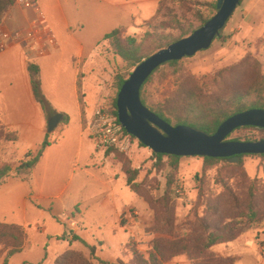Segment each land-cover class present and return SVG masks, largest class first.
<instances>
[{"label":"rangeland","instance_id":"rangeland-1","mask_svg":"<svg viewBox=\"0 0 264 264\" xmlns=\"http://www.w3.org/2000/svg\"><path fill=\"white\" fill-rule=\"evenodd\" d=\"M217 1L183 0L174 8L176 13L171 15H178L185 23L197 29L200 26L198 15L210 17L209 9ZM125 2L126 15L121 27L106 25L107 22L104 24L100 19L92 16L86 25L85 36L80 37H85L86 41L85 58L80 67L82 73L77 82L78 96L81 101L79 103L84 113L82 124L74 95L73 67L72 63L69 64V61L74 60L69 56L57 60L59 63L51 66L46 72L41 71L40 66L35 64L40 70L39 79L44 97L56 114L62 115L63 119L68 118V133L75 138L76 142L59 165L60 168L57 167L58 170L50 172L44 193V196L49 199L37 201L38 205L45 208L47 219L55 214L54 220L61 223L64 220L75 219L86 225H90L96 218L103 219V213L96 205L98 200L94 197L98 196L99 189L104 187L82 173L93 163L91 147L96 149L95 138L87 129V124L99 108L112 109L114 99L118 97L115 85L117 77L120 75L127 77L132 72L127 69L126 63L110 50L108 43L104 40L105 36L123 28L124 36L137 39L139 43H142L144 52L149 54L154 51L153 38H148L150 29L159 27L161 22L170 19L163 16L164 12L158 18V10L154 13L152 11L151 15L150 2L143 7L133 3V0H125ZM16 5L24 7L17 3ZM156 6L159 4H154V10ZM140 11L144 16L151 17L148 21L133 25L132 15H139ZM69 15L73 18L72 13ZM173 33L178 35L177 30ZM60 66L64 73L59 80ZM76 66L74 65L75 68ZM261 75H264V0H243L222 32V39L215 40L210 49L198 53L195 57L180 61L176 67L166 66L159 70L144 87L143 100L149 108L165 107L175 100V96L182 89L198 91L208 98L216 99L219 96H228L247 89ZM51 97H57L56 99L62 101L59 109L62 113L57 111L58 108L55 110ZM62 122L56 129L57 134L65 128ZM81 132L84 134L83 146L80 143ZM57 134L51 136L53 139L50 138L51 142H59L60 136ZM228 140L258 142L264 140V131L241 128ZM107 151L97 149L96 152L93 151L94 164L100 167V170L92 171L98 173L99 180L102 182L114 181L111 187L116 188L115 194H121L117 201H125L129 207L132 206L131 209L139 212L140 220L132 228L135 238H129L119 248L116 252L117 257L107 260L100 258L97 251L92 256L90 246L86 242V244L73 242L66 245L52 262L43 261L40 264H56L58 258L67 252H75L85 260H93L95 264L100 262L118 264L119 261L123 264H133L131 250H136L148 257L153 253L155 245L172 241L174 238L182 241L190 240L191 243L202 242L207 232L201 229V223L208 226L209 232H213L230 220L246 213V203L251 187L257 190L256 203L263 223L258 229L249 230L240 238L246 235L258 237L264 235L263 158L254 156L245 158L243 162L245 173L229 162L207 167L201 158H183L175 177L173 201L168 203V200L165 201L166 198H164L165 174L154 168L156 160L151 150L143 147L137 139H131L130 149L126 151L114 149L108 153ZM45 159L38 166L37 175L46 165ZM10 161L11 163H3L0 160V163L12 166L20 164V160L17 159ZM127 166L140 172L137 182L142 187L140 196L135 195L126 186L127 183L123 182L122 175L125 174L124 169ZM118 179L120 182H116ZM88 184L91 188L83 190V187ZM227 188L232 191L231 194ZM132 199L136 201V204L131 205ZM207 206L215 208L216 214L208 211ZM165 219L172 221V226L165 223ZM73 223L75 226L79 225L76 221ZM70 230L69 227L65 229L66 233ZM58 239V243L62 244L63 235ZM39 242L40 240H36L34 244L37 246ZM7 253L4 247H0V264H4ZM34 255H36L34 260H40L39 253ZM21 259L22 256L16 255L9 264H21ZM184 261L192 264L187 255L177 256L165 264H186L187 262ZM211 261L207 259L200 261L199 264H212ZM77 263L80 264V261Z\"/></svg>","mask_w":264,"mask_h":264},{"label":"crops","instance_id":"crops-1","mask_svg":"<svg viewBox=\"0 0 264 264\" xmlns=\"http://www.w3.org/2000/svg\"><path fill=\"white\" fill-rule=\"evenodd\" d=\"M161 1L133 0V3L143 7L150 2L149 13L152 15V11L154 13L158 10L156 7L159 8L156 6L154 10V4H160ZM38 5L43 16L37 15L33 10L15 5L8 11L0 28L2 33H13L19 30L37 32L45 28L52 30L57 36L56 46L49 48L45 53L30 50L27 44H16L12 41L9 42L7 50L0 53V119L7 131L16 132L19 135V140L15 144L5 142L0 144V160L3 163H11V159L21 162L22 157L29 153L36 156L49 134L47 115L33 92L30 65L38 64L41 71L46 72L51 66L59 63L57 60L68 56L74 60L69 61V64L72 63L73 67L71 68L75 80L74 95L82 124L84 113L79 103L77 82L82 73L80 67L85 58L86 41L85 37H80L85 36L86 25L92 16L100 19L104 24L107 22L106 25L121 27L126 15L125 0H38ZM69 13H72L73 18ZM132 17L133 25H136L148 21L151 16H144L140 11L139 15L134 14ZM36 39L39 43L45 40L40 35H37ZM74 65H77L76 68ZM63 73L64 70L60 66L58 77ZM56 98L51 97L53 101L51 102L55 110L58 108L57 111L60 112L62 101ZM59 136V142H51V146L45 151L34 171L20 177H11L0 186V222L21 226L27 230L28 239L25 250L17 255L22 256L21 264L52 262L66 245L77 242L74 241V236L95 248L102 259L117 257L116 252L119 248L129 238H135L132 228L140 220V214L137 210L131 209L132 206L129 207L125 201H117L121 194H115L116 188L111 187L114 181L102 182L99 180L98 173L92 171L100 170V167L94 164L95 156L92 153L94 150L96 152L95 147H91L93 163L82 173L104 187V189L100 188L98 196L94 197L98 200L96 205L103 213L102 220L96 218L90 225L81 224L75 219L64 220L61 223L54 220L55 214L47 219L45 208L37 204L39 200L49 199L44 196V193L50 172L58 170L57 167L60 168L59 165L63 159L76 145L75 138L68 133V126L59 133ZM83 138L84 134L81 132L82 146ZM44 158H46V165L37 175L38 166ZM122 176L126 184L125 177ZM116 182H120V179ZM88 188H91L90 184L84 186L83 190ZM132 200L131 205L136 204V201ZM83 205L86 204L83 203ZM131 212H136L138 216L132 214L129 217ZM75 221L79 224L78 226L74 225ZM68 227L71 230L66 233L65 229ZM93 230L97 234H94ZM61 235H63L62 244L58 243ZM36 240H40L37 246L34 244ZM262 245H264V235L261 237L246 235L231 244L216 246L212 252L218 258L232 259L234 264H264V255L260 252ZM38 253L40 260H34L36 256L34 254ZM186 262L189 264L188 261Z\"/></svg>","mask_w":264,"mask_h":264},{"label":"trees","instance_id":"trees-1","mask_svg":"<svg viewBox=\"0 0 264 264\" xmlns=\"http://www.w3.org/2000/svg\"><path fill=\"white\" fill-rule=\"evenodd\" d=\"M17 0H0V28L7 16L8 11L16 5ZM183 0H162L159 4L158 18L164 12V17H169L168 21H163L159 24V27H153L148 33V38H153L154 51L152 53H145L142 43H139L137 39L124 36V29L114 30L110 34L105 36V42L108 43L110 50L116 57H119L124 63H126L127 69L132 72L124 77L118 76L116 79L117 96L122 89L125 82L130 78L133 71L146 59L166 49L169 46L191 36L196 30L203 27L208 21H210L217 13V2L211 5L209 9L210 17H204L201 14L198 15V21L200 22L199 28H194L192 25H188L178 15H171L176 13L174 8L182 3ZM177 30L178 35L173 31ZM222 39L221 36L216 40ZM179 62H171L163 67H176ZM163 67L159 68L144 84L141 90V99L143 100L144 87L151 81L152 77ZM31 73L33 92L36 100L41 105L43 111L46 113L47 118L54 117L56 112L52 110L50 103L44 97L41 84H40V70L35 65L31 64L29 67ZM80 94V88H79ZM79 102L80 99H79ZM147 107V106H146ZM105 108V107H104ZM153 113L159 116L162 120L170 125L188 126L201 130L209 135H215L219 127L228 119L235 115L244 113L249 110L259 109L264 110V75H261L257 80L247 89L228 96H219L215 98H208L204 94L194 90H181L175 96L170 104L161 106L159 108H149ZM109 115L118 118L117 98L114 99L112 109L105 108ZM63 127L68 125V118L63 119ZM246 130L264 131V129L247 127ZM239 130V129H238ZM58 130L54 133H49L41 147L39 153L34 156L29 153L20 162V164L14 168L11 164L0 163V186L3 185L11 177H20L25 173H31L35 170L41 158L44 156L45 151L51 146V136L57 134ZM61 132V131H60ZM59 135V133L57 134ZM230 137H228L229 139ZM132 140H136L131 136ZM227 139V140H228ZM19 135L16 132L7 131L0 119V142L5 143H17ZM229 141V140H228ZM57 142V141H56ZM55 142V143H56ZM142 145V144H141ZM143 146V145H142ZM144 147V146H143ZM115 148H110L109 151ZM108 155V154H107ZM156 160L154 168L165 174L166 188L164 191L165 201L168 203L173 201V186L175 184V177L180 168V162L183 158L175 156L158 155L153 153ZM254 155L241 156V161L235 167L244 171V159ZM264 159V155L254 156ZM205 161L207 167H214L220 163H227V159H210L201 158ZM124 176L127 186L137 196L141 195L142 187L139 185L138 178L140 172L127 166L124 169ZM227 191L231 194V190L227 188ZM257 190L255 187H251L249 190V197L246 203V213L239 216L234 220H230L223 227H220L213 232H209L208 226L201 223L202 230L207 232L206 238L200 242L195 241L193 243L190 240H179L174 238L172 241L158 243L153 247V253L148 257H145L142 253L136 250H131L133 264H165V262L177 256L187 255L192 264H199L208 260H212V264H234V261L229 258H218L212 252L213 248L220 245L231 244L236 242L245 232L253 229H258L263 223V218L257 208L256 198ZM207 210L212 214H216V210L213 207L207 206ZM165 223L172 226V221L165 219ZM74 241L84 243L79 237L74 236ZM27 233L26 230L17 225H8L0 222V247H4L8 253L4 264H9V261L18 254H21L26 246ZM166 246V247H165ZM91 255H95V248L89 247ZM95 264L93 260H85L83 257L75 252H67L60 258H58L56 264ZM99 264H109L100 262ZM118 264H123L119 261Z\"/></svg>","mask_w":264,"mask_h":264},{"label":"water","instance_id":"water-1","mask_svg":"<svg viewBox=\"0 0 264 264\" xmlns=\"http://www.w3.org/2000/svg\"><path fill=\"white\" fill-rule=\"evenodd\" d=\"M243 0H218L217 13L191 36L160 50L143 61L125 82L117 97L119 122L125 131L144 147L158 155L179 158L227 159L237 165L241 156L264 155V140L228 141L235 131L253 127L264 129V110L254 109L225 121L215 135L188 126L174 127L149 110L142 102L141 90L147 80L171 62L193 58L208 50L221 36ZM63 116L48 119V133H54Z\"/></svg>","mask_w":264,"mask_h":264},{"label":"built area","instance_id":"built-area-1","mask_svg":"<svg viewBox=\"0 0 264 264\" xmlns=\"http://www.w3.org/2000/svg\"><path fill=\"white\" fill-rule=\"evenodd\" d=\"M16 3L43 16L38 0H17ZM37 35L44 37V42L39 43L36 39ZM10 41L16 44H27L30 50L45 53L49 48L56 46L57 36L52 30L45 28H41L37 32L22 30L13 33L0 32V53L7 50ZM87 129L95 138L97 150L107 151L110 148H115L126 151L131 147V136L125 131L119 120L109 115L104 107L95 112L93 119L87 124ZM132 214L138 216L136 212H131L129 217ZM260 252L264 255V245L260 247Z\"/></svg>","mask_w":264,"mask_h":264}]
</instances>
